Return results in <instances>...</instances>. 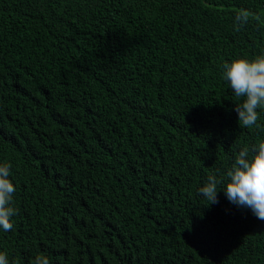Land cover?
I'll use <instances>...</instances> for the list:
<instances>
[{
  "label": "trees",
  "instance_id": "16d2710c",
  "mask_svg": "<svg viewBox=\"0 0 264 264\" xmlns=\"http://www.w3.org/2000/svg\"><path fill=\"white\" fill-rule=\"evenodd\" d=\"M261 55L264 0H0L9 264H264V220L198 194L264 140L222 78Z\"/></svg>",
  "mask_w": 264,
  "mask_h": 264
},
{
  "label": "clouds",
  "instance_id": "9594fccd",
  "mask_svg": "<svg viewBox=\"0 0 264 264\" xmlns=\"http://www.w3.org/2000/svg\"><path fill=\"white\" fill-rule=\"evenodd\" d=\"M252 13L241 9L235 17V30L240 31ZM222 78L230 85L234 95L241 99L233 111L239 125L245 128L257 126L258 109L264 108V55L252 60L233 59L222 65ZM10 164L0 165V229H13L12 217L17 215L14 207L16 188L10 177ZM220 185H224L222 188ZM223 190L227 200L251 209L253 215L264 220V140L239 150L231 166L224 173L209 174L198 194L208 204L219 203L217 193ZM0 264H9L6 253L0 252ZM31 264H50L46 253L37 254Z\"/></svg>",
  "mask_w": 264,
  "mask_h": 264
}]
</instances>
